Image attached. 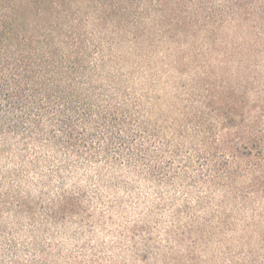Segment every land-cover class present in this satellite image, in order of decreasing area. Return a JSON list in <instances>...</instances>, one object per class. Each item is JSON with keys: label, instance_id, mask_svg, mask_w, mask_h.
<instances>
[{"label": "trees", "instance_id": "trees-1", "mask_svg": "<svg viewBox=\"0 0 264 264\" xmlns=\"http://www.w3.org/2000/svg\"><path fill=\"white\" fill-rule=\"evenodd\" d=\"M123 1L0 0V264L148 261V250L116 260L96 232L124 213L138 183L198 184L184 126L164 137L147 94L113 74L124 68L123 40L138 46L145 35L143 13Z\"/></svg>", "mask_w": 264, "mask_h": 264}, {"label": "rangeland", "instance_id": "rangeland-1", "mask_svg": "<svg viewBox=\"0 0 264 264\" xmlns=\"http://www.w3.org/2000/svg\"><path fill=\"white\" fill-rule=\"evenodd\" d=\"M123 6L143 13L137 33L145 35L138 46L123 40L124 68L113 74L147 94L164 137L184 126L180 138L185 150L197 149L200 178L193 188L136 184L124 213L95 240L116 260L148 250L151 258L138 264H165L166 256L172 264H264V0Z\"/></svg>", "mask_w": 264, "mask_h": 264}]
</instances>
